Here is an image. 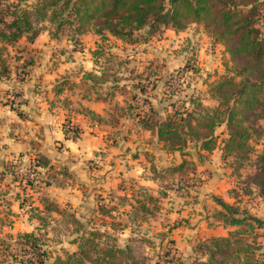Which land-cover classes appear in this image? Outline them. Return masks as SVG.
<instances>
[{
	"label": "trees",
	"instance_id": "trees-1",
	"mask_svg": "<svg viewBox=\"0 0 264 264\" xmlns=\"http://www.w3.org/2000/svg\"><path fill=\"white\" fill-rule=\"evenodd\" d=\"M263 4L264 0H32L27 5L26 0H0V79L7 80L11 75L6 47L23 37L31 43L40 32L39 26L44 23L54 27L53 39H60L63 33L68 32L73 43H77L74 38L89 32L99 40L110 36L132 43L135 34L141 31L147 30L146 36H150L167 28L179 32L191 24L202 25L215 43L224 47L230 59L231 67L227 68L230 75L219 77L210 84V97L217 106L204 107L192 97L188 99L190 109L184 102L180 103L179 109L175 103L162 107L165 99L154 105L151 99L142 96L144 87L137 84L133 85L126 110L134 114L139 127L155 136L168 152L189 157L183 152L191 148L193 156L202 160L204 153L219 149L221 159H232L237 171L250 161L249 142L253 135L258 134L250 125L251 119L258 118V111L264 112ZM101 51L93 52L94 63H98L102 54L98 52ZM189 69L194 67L189 66ZM137 77L145 81L150 74L143 71ZM172 79L170 77L165 83ZM83 81L90 90L97 89L96 85L108 82L109 78L102 73L99 76L87 73ZM118 81L112 76L109 83L119 86ZM63 85L64 80L56 85V93L61 92ZM140 99L144 104L139 108ZM168 108L173 111L168 112ZM221 126L226 134L218 141L216 131ZM75 133L72 139L78 137V130ZM42 166L46 167L41 160L35 159L36 180L38 168ZM185 166L186 161L165 171L182 174ZM252 167L253 173L242 180L241 185L237 184V192L255 195L264 201V149L256 155ZM139 197L143 200L135 199L137 207H131L134 211L146 214L149 203L157 208V199L144 193ZM213 201L221 209L216 221L231 229L228 236L211 238L197 245L190 263L176 258L171 264H264V247L258 241L264 236V219L248 215L236 203L229 205L215 197ZM41 202L43 209L29 208V213L38 220L50 218L52 213L60 215L53 204ZM19 208L22 209V205ZM113 211L115 207L101 203L96 214L111 215ZM71 220L77 236L69 244L75 247V251L61 249L62 254L53 257L52 264H145V259L133 247H120L115 238L105 232L87 230L85 224L73 216ZM43 230L44 225L10 238L21 252L29 256L22 264L50 262L52 252L44 248L48 241Z\"/></svg>",
	"mask_w": 264,
	"mask_h": 264
},
{
	"label": "rangeland",
	"instance_id": "rangeland-1",
	"mask_svg": "<svg viewBox=\"0 0 264 264\" xmlns=\"http://www.w3.org/2000/svg\"><path fill=\"white\" fill-rule=\"evenodd\" d=\"M31 2L32 0H26L27 5ZM261 9H264V4ZM39 30L38 36L31 42L36 44L35 48L27 45L30 42L26 37L18 41L17 46L14 44L6 47L10 69L20 70L18 79H24L27 68L25 67L27 60L20 63V59H30L31 56L43 59L46 53V56L53 60L50 62L51 68L59 63H67L70 68L65 71V75L69 71V74L75 75L82 69L80 63L87 61L89 55L93 54L90 53L91 49L102 50L98 52L102 54L98 61L100 69L97 72L99 75L105 74L109 81L95 87L103 89L102 97L105 101L107 99L106 106L117 112L118 118L123 117L137 122L134 114L126 110L133 85H142L144 87L142 96L151 99L154 105H157L160 99H165L162 107L175 103L176 109H179L180 103L184 102L190 109L188 99L192 97L198 99L204 107L212 108L217 102L210 97V84L215 83L219 77L230 75L227 73V68L231 67L228 54L222 45L215 43L202 25L191 24L179 32L167 28L150 36H146L147 30L141 31L135 34V41L132 43H125L110 36L105 40H99L91 32L74 38L77 43H73L68 32L63 33L60 39H53L51 35L54 27L47 23L41 24ZM44 45L49 48H42ZM142 64L146 65L141 66ZM72 65L74 66L71 69ZM189 66H193L194 69L190 70ZM180 70L183 71L174 76V73ZM143 71L150 74L145 81L137 77ZM112 76L119 79V86H111L109 82ZM170 77L173 79L166 84L165 81ZM86 92L85 90L84 93ZM143 104L144 100L140 99L139 108ZM132 105L135 104L132 102ZM157 107L161 108L159 105ZM167 111L173 110L168 108ZM257 113L258 118H252L250 124L258 134L253 135L249 142L251 152L248 163L235 171L232 159L212 161L213 159L209 157L212 153H204L202 160L195 157L196 162L213 163H209L208 169L194 173L196 162H192L185 155L186 166L182 174H171L167 171L163 172L162 176L157 174L163 181L158 183L159 187L155 189V194H150L153 199H157V208H153V204L149 203V212L146 214L131 210L128 201H115L116 205L111 204L115 207L111 215L86 211L73 212L71 209L63 208L59 210L60 215L52 213L50 218L38 220L29 213V208L36 207L34 205L38 200L32 201L31 193L24 192V186L34 190L37 176L35 175V181L24 184L13 175L16 166L13 164L7 170L10 178L0 182V264H22L29 258L11 242L10 238L17 233L32 232L34 228L43 225L48 241L44 248L52 252L50 264L53 257L62 254L61 249L67 252L75 251V247L69 244L77 236L75 226L71 225L72 216L85 224L87 230L98 229L114 237L118 246L133 247L136 253L145 259V264H171L176 258L190 263L194 259V250L202 243V239L210 235L221 236L228 233V229H223L221 223L216 221L217 213L221 209L214 203V197L229 205L236 203L240 210H244L248 215L264 219V201L255 195L248 196L237 192L236 189L237 184L241 185L240 182L253 173L252 164L255 157L264 149V112ZM110 115L108 120L116 127L118 119L112 116V113ZM65 126L66 123L63 128ZM221 127L216 131L219 139H222L223 135ZM113 138L115 139L114 135L108 141H113ZM189 150L193 153L191 148ZM212 156H216V153ZM214 170L217 172V179ZM156 171L154 170L153 177L156 176ZM137 199L142 201L143 197ZM17 205H22V210L16 209ZM131 205L137 207L134 202ZM8 206L14 214L12 217L7 215ZM55 235H58L57 238ZM258 241L264 247V236ZM7 245L9 248L6 249ZM30 259L32 261V258Z\"/></svg>",
	"mask_w": 264,
	"mask_h": 264
},
{
	"label": "crops",
	"instance_id": "crops-1",
	"mask_svg": "<svg viewBox=\"0 0 264 264\" xmlns=\"http://www.w3.org/2000/svg\"><path fill=\"white\" fill-rule=\"evenodd\" d=\"M27 45L30 48L36 46L35 43ZM42 48L49 47L44 45ZM94 50L91 49L90 53ZM44 55L43 59L31 56L32 59L19 60L20 63L27 60L24 79H18L20 70L15 68L11 69L7 80L0 79V182L10 178L7 170L13 164L39 159L46 167L38 168L34 190L24 187L25 193H31L32 201L38 200L34 206L39 209H43L41 201H47L58 210L66 208L73 212L96 213L101 203L111 205L125 199L124 202L131 205L143 193L155 194L158 183L163 181L160 177L163 172L182 164L185 156L168 152L136 121L118 118L117 112L106 106L102 88L88 90L84 75L99 76L97 70L100 69L99 64L93 62L92 55L80 63L82 69L75 75L69 74L70 71L65 75L70 68L67 63L51 68L53 60L46 53ZM63 80L65 85L60 93H56V85ZM216 106L215 103L212 108ZM110 113L118 119L116 127L108 120ZM69 122L78 130L75 139L63 128ZM220 130L223 132L221 138H224V127ZM110 133L115 139L109 142L113 136ZM185 153L196 162L189 149ZM213 153L216 156H212ZM212 155H209L212 161H221L219 149ZM209 163H194V173L208 169ZM154 170L157 171L153 177ZM214 174L217 179L215 170ZM132 206H129L131 210ZM16 209H20L19 205ZM7 215H14L10 207ZM223 229H228V233L231 231ZM228 233L207 236L202 242L226 238Z\"/></svg>",
	"mask_w": 264,
	"mask_h": 264
},
{
	"label": "built area",
	"instance_id": "built-area-1",
	"mask_svg": "<svg viewBox=\"0 0 264 264\" xmlns=\"http://www.w3.org/2000/svg\"><path fill=\"white\" fill-rule=\"evenodd\" d=\"M66 134L70 137H74L75 136V131L77 130L73 124L66 123V126L64 128ZM15 168L13 171V175L16 178H19V180L23 181L24 184H30L32 181H35V160H30L27 161L26 163H22V164H15ZM20 165V166H19ZM25 187V186H24ZM30 187V186H29ZM26 188H28V186H26Z\"/></svg>",
	"mask_w": 264,
	"mask_h": 264
}]
</instances>
